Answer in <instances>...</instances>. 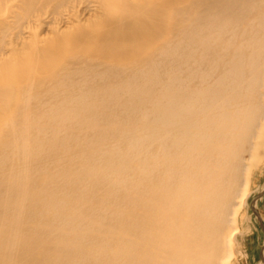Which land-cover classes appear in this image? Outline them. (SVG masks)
I'll list each match as a JSON object with an SVG mask.
<instances>
[{
  "label": "bare ground",
  "instance_id": "bare-ground-1",
  "mask_svg": "<svg viewBox=\"0 0 264 264\" xmlns=\"http://www.w3.org/2000/svg\"><path fill=\"white\" fill-rule=\"evenodd\" d=\"M75 1L0 0V51L9 18ZM97 2L0 55V264H231L264 148V0Z\"/></svg>",
  "mask_w": 264,
  "mask_h": 264
},
{
  "label": "rangeland",
  "instance_id": "rangeland-1",
  "mask_svg": "<svg viewBox=\"0 0 264 264\" xmlns=\"http://www.w3.org/2000/svg\"><path fill=\"white\" fill-rule=\"evenodd\" d=\"M13 4V9H16V4L21 7L17 1H13ZM99 10L97 0H76L57 9V12L51 8L35 12L19 25L9 18L11 29L0 55L8 57L13 48H21L36 39L39 41L38 45L46 49V45L55 44L52 40L61 41L70 27L90 22L99 14ZM242 195L244 204L241 210L248 220L237 223L235 257L231 264H264V148L260 150V160L251 167Z\"/></svg>",
  "mask_w": 264,
  "mask_h": 264
}]
</instances>
